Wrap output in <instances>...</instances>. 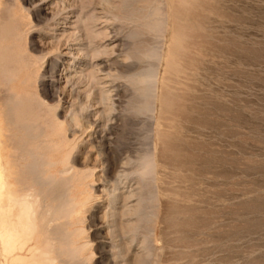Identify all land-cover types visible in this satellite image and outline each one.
I'll use <instances>...</instances> for the list:
<instances>
[{"label": "rangeland", "instance_id": "obj_1", "mask_svg": "<svg viewBox=\"0 0 264 264\" xmlns=\"http://www.w3.org/2000/svg\"><path fill=\"white\" fill-rule=\"evenodd\" d=\"M149 1L0 0L2 95L99 195L90 264H264V0Z\"/></svg>", "mask_w": 264, "mask_h": 264}, {"label": "bare ground", "instance_id": "obj_2", "mask_svg": "<svg viewBox=\"0 0 264 264\" xmlns=\"http://www.w3.org/2000/svg\"><path fill=\"white\" fill-rule=\"evenodd\" d=\"M2 91L0 87V264H90L92 242L85 240L89 233L81 223L91 199L82 201L77 192L88 174L78 173L64 159L58 161L57 147L47 150L44 145V136L54 138L43 126L44 119L36 122L18 114ZM139 166L141 175L144 169ZM98 196L94 194L90 207ZM117 197L121 196L112 195ZM132 212L128 209L118 216L121 226L116 236L122 247L133 241H128L124 230L128 225L122 220Z\"/></svg>", "mask_w": 264, "mask_h": 264}]
</instances>
